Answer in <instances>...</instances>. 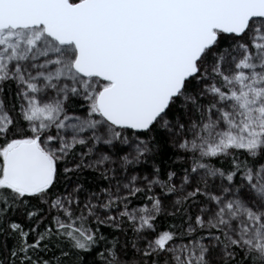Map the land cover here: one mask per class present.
<instances>
[{"label":"snow or ice","instance_id":"1","mask_svg":"<svg viewBox=\"0 0 264 264\" xmlns=\"http://www.w3.org/2000/svg\"><path fill=\"white\" fill-rule=\"evenodd\" d=\"M0 237V264H264V0H0Z\"/></svg>","mask_w":264,"mask_h":264},{"label":"trees","instance_id":"2","mask_svg":"<svg viewBox=\"0 0 264 264\" xmlns=\"http://www.w3.org/2000/svg\"><path fill=\"white\" fill-rule=\"evenodd\" d=\"M69 111H72L71 106L69 107ZM174 161H175V152L171 147L166 145L161 150V154L158 157H156V159H155V163L159 164L161 167V178H166L167 173L169 171H175L178 174H181L182 166L179 163H174ZM213 162L216 163L217 166H219V161L213 160ZM149 163L152 164L153 161L149 160ZM92 175L93 174L91 173L90 170H86L84 173V176L87 177L89 180V183H86V185H85L86 188L92 187V185L90 183ZM140 204H141L140 199H137L133 202V205H136V206H140ZM16 219L18 220V222H21L23 224V226H25V228H27L29 226V222L27 221L26 217L25 218L17 217ZM172 223H179V221H174L171 217L167 216L166 214H162L156 221L157 230L158 231H164ZM33 224H34V222H33ZM101 231L106 236H108L109 239L112 238V236H111L112 230L111 229H107V228L101 226ZM116 234L120 235L121 242L123 243V241H124L123 234H120V233H116ZM131 236H132V233H131V230H129L128 237H131ZM2 239L3 238L0 237V240H2ZM31 239H32V237L30 236L29 241H31ZM8 244H9V247H11V244H12L11 239L8 241ZM101 248H102V245H101ZM129 256H131V252H129Z\"/></svg>","mask_w":264,"mask_h":264},{"label":"rangeland","instance_id":"3","mask_svg":"<svg viewBox=\"0 0 264 264\" xmlns=\"http://www.w3.org/2000/svg\"><path fill=\"white\" fill-rule=\"evenodd\" d=\"M71 113V111H69ZM77 114H80V113H77ZM151 165L149 162L145 165H141V166H137L136 169H135V172L133 174H138L140 175L141 177L145 174V173H148L151 171ZM178 177H179V174H178ZM176 178V183L178 184L179 183V178ZM159 188L157 187L155 189V192L158 194L159 193ZM171 199H175V197H170L169 200H166L165 201V204L167 205L169 203V201ZM133 206H136V205H133Z\"/></svg>","mask_w":264,"mask_h":264}]
</instances>
